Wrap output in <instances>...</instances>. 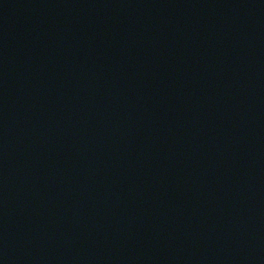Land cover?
Segmentation results:
<instances>
[{
    "label": "water",
    "instance_id": "obj_1",
    "mask_svg": "<svg viewBox=\"0 0 264 264\" xmlns=\"http://www.w3.org/2000/svg\"><path fill=\"white\" fill-rule=\"evenodd\" d=\"M0 264H264V0H0Z\"/></svg>",
    "mask_w": 264,
    "mask_h": 264
}]
</instances>
